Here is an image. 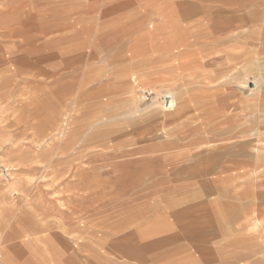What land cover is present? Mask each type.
Returning a JSON list of instances; mask_svg holds the SVG:
<instances>
[{
    "label": "rangeland",
    "instance_id": "374dc122",
    "mask_svg": "<svg viewBox=\"0 0 264 264\" xmlns=\"http://www.w3.org/2000/svg\"><path fill=\"white\" fill-rule=\"evenodd\" d=\"M167 243L264 264V0H0V264Z\"/></svg>",
    "mask_w": 264,
    "mask_h": 264
},
{
    "label": "crops",
    "instance_id": "0c3cea01",
    "mask_svg": "<svg viewBox=\"0 0 264 264\" xmlns=\"http://www.w3.org/2000/svg\"><path fill=\"white\" fill-rule=\"evenodd\" d=\"M146 248L128 249L122 246L119 248L120 258H126V263L121 261L119 264H222L218 256L222 250L204 248L203 244L196 249L180 248L173 243L155 244V246L151 244L150 249ZM131 259L132 263L127 262Z\"/></svg>",
    "mask_w": 264,
    "mask_h": 264
},
{
    "label": "bare ground",
    "instance_id": "6f19581e",
    "mask_svg": "<svg viewBox=\"0 0 264 264\" xmlns=\"http://www.w3.org/2000/svg\"><path fill=\"white\" fill-rule=\"evenodd\" d=\"M167 97L170 98V95H167ZM172 106H173V100H172V99H169V100L167 101L165 107L173 108ZM245 140H246V139H245ZM243 141H244V140H243ZM250 143H251V142H250ZM233 145H234V144H233ZM215 149H216V148H215ZM208 155H209V154H208ZM236 157H237V156H236ZM232 158H233V157H232ZM233 159H234V158H233ZM233 159H232V160H233ZM257 159H258V161H259L260 164L263 162V161H262V160H263L262 157H257ZM240 160H241V159H240ZM230 161H231V160H230ZM208 162H209V161H208ZM234 163H235V162H234ZM237 163H238V162H237ZM200 164H201V163H200ZM231 164H232V163H231ZM209 165H210V164H209ZM203 166H204V165H203ZM203 166H201V168H202ZM194 167H195V166H194ZM208 167H209V166H208ZM210 167H211V166H210ZM233 167H234V166H233ZM233 167H232V168H233ZM238 167H239V166H238ZM195 168H196V167H195ZM199 168H200V167L197 168V169H198L197 172H201V171H199ZM230 168H231V167H230ZM203 169H204V168H202V170H203ZM203 171H204V170H203ZM201 173H202V172H201ZM201 173H200V174H201ZM200 174H198V175H200ZM194 175H195V174H194ZM199 177H200V176H199ZM213 181H214V180H213ZM194 182H195V181H194ZM194 182H193V183H194ZM215 186H216V185H215ZM255 221H256V222H255V225H257L258 223H260L261 220L257 217V219H255ZM254 228H255V227H254ZM258 231H259V230H258Z\"/></svg>",
    "mask_w": 264,
    "mask_h": 264
},
{
    "label": "built area",
    "instance_id": "2783aa9c",
    "mask_svg": "<svg viewBox=\"0 0 264 264\" xmlns=\"http://www.w3.org/2000/svg\"><path fill=\"white\" fill-rule=\"evenodd\" d=\"M0 258H1V252H0Z\"/></svg>",
    "mask_w": 264,
    "mask_h": 264
}]
</instances>
